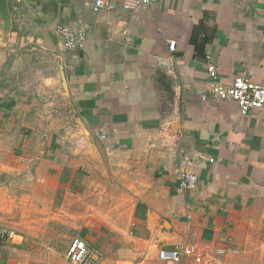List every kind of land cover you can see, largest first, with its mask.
Here are the masks:
<instances>
[{
    "label": "crops",
    "instance_id": "0c3cea01",
    "mask_svg": "<svg viewBox=\"0 0 264 264\" xmlns=\"http://www.w3.org/2000/svg\"><path fill=\"white\" fill-rule=\"evenodd\" d=\"M111 1L95 11V0H9L0 224L14 239H0V264H71L15 238L81 214L89 195L79 234L102 264H166L160 250L177 243L214 264H264V116L200 97L209 61L223 84L242 75L264 85V0ZM59 25L86 28L84 46L66 50ZM182 148L196 189L178 186Z\"/></svg>",
    "mask_w": 264,
    "mask_h": 264
},
{
    "label": "built area",
    "instance_id": "2783aa9c",
    "mask_svg": "<svg viewBox=\"0 0 264 264\" xmlns=\"http://www.w3.org/2000/svg\"><path fill=\"white\" fill-rule=\"evenodd\" d=\"M158 0H127L126 8L135 5L150 4ZM116 5L111 0H95L93 9L101 11L103 9H114ZM56 34L60 43L66 50H76L82 48L86 42V28L74 30L66 25H59ZM169 47L175 51L176 41L169 39ZM211 56L208 55L210 60ZM208 75L212 79L211 86L200 92L202 100H207L209 95H214L219 99L233 100L239 105L243 115H248L251 110L258 109L264 116V85L252 81L250 78L238 75L231 83L223 84L219 79L218 67L209 61ZM180 163L176 168V176L180 190H192L198 186L199 176L192 168V158L183 148L179 150ZM13 232L4 226H0V238L12 236ZM217 254L226 253L225 249H218ZM67 259L71 264H102L104 254L94 248L84 238L77 236L71 241L67 250ZM159 257L166 264H214L211 256L190 243H177L171 249H161Z\"/></svg>",
    "mask_w": 264,
    "mask_h": 264
},
{
    "label": "rangeland",
    "instance_id": "374dc122",
    "mask_svg": "<svg viewBox=\"0 0 264 264\" xmlns=\"http://www.w3.org/2000/svg\"><path fill=\"white\" fill-rule=\"evenodd\" d=\"M89 198L90 205L84 206V209L83 207H79V210L83 209L81 214L69 215L70 219L68 221L59 218L50 220L44 218L42 221L36 223L35 230L22 233L26 235L25 239L16 237L15 240H23L21 241L23 243L19 244L21 248H24L30 254L38 253L44 259L46 256L45 251H51V260L54 263H59L62 258L66 259L67 250L73 238L80 236V226L85 221L83 213L90 212L92 214L93 206L91 205V195H89ZM0 226L6 227L2 224ZM7 229L9 228L7 227ZM9 230L12 231L11 229ZM0 239L3 241H11L14 239V234L6 238L1 237ZM14 244L16 245L17 243L14 242Z\"/></svg>",
    "mask_w": 264,
    "mask_h": 264
},
{
    "label": "water",
    "instance_id": "95a60500",
    "mask_svg": "<svg viewBox=\"0 0 264 264\" xmlns=\"http://www.w3.org/2000/svg\"><path fill=\"white\" fill-rule=\"evenodd\" d=\"M0 23L3 25L4 29L2 37H7L11 27L9 0H0Z\"/></svg>",
    "mask_w": 264,
    "mask_h": 264
}]
</instances>
